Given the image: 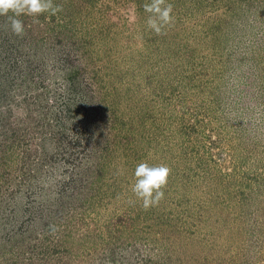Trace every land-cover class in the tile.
I'll return each instance as SVG.
<instances>
[{
  "label": "rangeland",
  "instance_id": "1",
  "mask_svg": "<svg viewBox=\"0 0 264 264\" xmlns=\"http://www.w3.org/2000/svg\"><path fill=\"white\" fill-rule=\"evenodd\" d=\"M146 2L0 16V264H264V0Z\"/></svg>",
  "mask_w": 264,
  "mask_h": 264
},
{
  "label": "clouds",
  "instance_id": "2",
  "mask_svg": "<svg viewBox=\"0 0 264 264\" xmlns=\"http://www.w3.org/2000/svg\"><path fill=\"white\" fill-rule=\"evenodd\" d=\"M62 10V6L55 4L54 0H0V16L7 17V27L18 37L25 34V25L19 17L29 16L34 18V23H38L39 20L35 18L45 13L56 15ZM143 10L148 14L147 28L156 35L164 34V30L174 22L173 5L167 0H149L143 4ZM170 173L171 169L164 164L150 165L141 161L135 166L134 183L131 184L130 191L143 209L158 206L163 200V189ZM49 231L54 234L58 229L55 225H49Z\"/></svg>",
  "mask_w": 264,
  "mask_h": 264
}]
</instances>
